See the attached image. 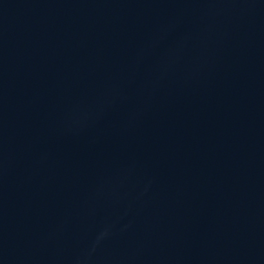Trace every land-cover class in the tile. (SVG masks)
Instances as JSON below:
<instances>
[{
	"label": "water",
	"instance_id": "95a60500",
	"mask_svg": "<svg viewBox=\"0 0 264 264\" xmlns=\"http://www.w3.org/2000/svg\"><path fill=\"white\" fill-rule=\"evenodd\" d=\"M0 264H264V0H0Z\"/></svg>",
	"mask_w": 264,
	"mask_h": 264
}]
</instances>
